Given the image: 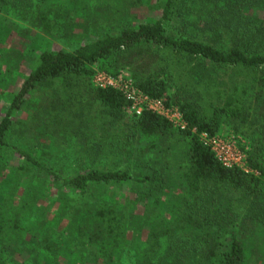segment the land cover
Wrapping results in <instances>:
<instances>
[{"label": "trees", "instance_id": "1", "mask_svg": "<svg viewBox=\"0 0 264 264\" xmlns=\"http://www.w3.org/2000/svg\"><path fill=\"white\" fill-rule=\"evenodd\" d=\"M162 12L158 20L133 23L72 51L40 53L0 119V176L9 165L8 173L42 174L65 193L81 196L98 186L128 185L136 195L133 206L142 199L158 203L162 208L147 212L150 238L137 264H246L240 235L264 228V0H166ZM36 21L49 33L55 30L48 11ZM167 21L182 31L180 37L167 32ZM95 63L113 75L128 68L145 94L179 107L186 127L175 128L151 110L128 115L129 101L121 91L92 86ZM37 91V116L19 118L17 112ZM222 125L249 141L251 171L225 166L201 140V133L217 135ZM66 136L84 142L83 153L72 151L65 162L75 169L70 175L45 157L46 145ZM135 148L140 158L152 155L141 163L139 174L117 168L116 156L108 164L100 159L110 150L132 155ZM172 169L179 175L176 194H168ZM2 182L4 235L16 224L19 228L26 215L36 214L41 195L37 191L39 197L25 200L34 187L27 184L22 206L15 210ZM164 195L169 201L159 202ZM131 209L114 200L83 204L72 215L76 239L86 245L76 247L77 253H62L70 238L51 229L43 239L14 245V253H28L20 264H120L115 258ZM14 242L9 240L10 246ZM0 264H5L3 255Z\"/></svg>", "mask_w": 264, "mask_h": 264}, {"label": "rangeland", "instance_id": "2", "mask_svg": "<svg viewBox=\"0 0 264 264\" xmlns=\"http://www.w3.org/2000/svg\"><path fill=\"white\" fill-rule=\"evenodd\" d=\"M17 1V2H16ZM166 0H47L42 2L39 0H0V119L3 117L7 106L13 100L24 78L35 68L40 53L44 50H67L72 51L79 45L93 41L107 33H116L120 29L140 21H154L160 19L164 3ZM16 2V5L13 4ZM49 12V19L56 21L55 30L49 33L43 26V23L36 21V17L40 13ZM169 34L180 37V31L173 23L167 21L165 24ZM95 70L92 77V86L99 88L94 76L97 72H106L100 67L99 63L93 65ZM130 76L131 71L128 68L120 70ZM119 72V73H120ZM108 73V72H107ZM110 74V73H109ZM113 75V74H111ZM117 75V74H116ZM174 93V88H170L169 94ZM251 90H249V100H253ZM164 105L167 108L179 110L177 105ZM41 101V95L37 91L28 96L26 107L17 112V116L22 119L34 118L37 116V108ZM128 115H140L135 110L129 109V105L125 108ZM143 113V112H142ZM164 116V115H163ZM166 117V116H165ZM167 118V117H166ZM171 121V120H170ZM174 124V123H173ZM175 128H181L178 124H174ZM236 135L234 131L227 125H222L219 134ZM47 141L48 139L45 138ZM63 141L56 140V144H47L48 153L45 157L56 165V169L63 175L72 174L74 168L69 170L65 165L67 158L72 151H77L80 155L84 142L79 138H71L66 136ZM246 140V139H245ZM248 143L249 141L246 140ZM250 144V143H249ZM115 155L110 150L103 153V162L106 164L112 161L116 156L117 168L127 169L134 174H139L142 170L141 163L149 160L152 155H146L143 158L138 156L137 149L134 153ZM5 173H2L0 180L4 178L1 186L4 193L7 194V202H11L15 210H20L24 195V187L29 184L30 188L25 200H32L37 195V191L41 197L36 204L35 215L24 217L20 227L17 224L9 229L6 234H0V255L4 256L5 264H20L26 259L27 254L14 253V245L24 244L31 241L33 237L39 239L44 238V234L49 229L54 234H64L70 238L67 248H63L62 253H77L76 247H85L81 245L77 239L75 222L72 221V215L76 214L83 204H104L109 200L120 201V204L132 207L133 217L130 219L129 226L125 230L123 237L120 239L119 255L115 258V263L120 264H137L139 253H144L147 247L148 238L151 232V220L148 217V211L159 210L162 206L151 200L138 202L132 205L136 199L135 193L128 185H115L111 188L98 186L93 188L84 196L74 192H66L54 183L53 179L47 178L42 174H36L31 177L17 176L8 173L10 166H7ZM141 168V169H138ZM7 175L9 179L4 177ZM168 182L172 185L168 194L180 192L177 185L179 175L172 169L169 173ZM171 178V179H170ZM174 186V187H173ZM159 202L169 201L170 196H159ZM156 203V204H154ZM51 219L53 222L49 224L45 219ZM15 223V222H14ZM44 223V224H43ZM74 223V224H73ZM240 237L245 241L248 258L246 264H264V228L257 230L252 234H241ZM9 240H14V244L10 246ZM162 250L165 251L166 243L162 239ZM7 246V248L5 247ZM89 248V245H87ZM75 256V255H74ZM141 259V258H140ZM29 263V260H26Z\"/></svg>", "mask_w": 264, "mask_h": 264}, {"label": "built area", "instance_id": "3", "mask_svg": "<svg viewBox=\"0 0 264 264\" xmlns=\"http://www.w3.org/2000/svg\"><path fill=\"white\" fill-rule=\"evenodd\" d=\"M94 81L99 88H114L121 91L129 101V109L135 110L137 114H142L145 110H151L166 116L174 124L185 128L187 123L179 110L167 108L164 105V98L154 99L138 88L133 78L124 72L111 75L107 72H97ZM201 140L210 147L216 158L227 167H239L249 172L248 166L249 149L248 142L234 135H209L207 132L200 134Z\"/></svg>", "mask_w": 264, "mask_h": 264}]
</instances>
